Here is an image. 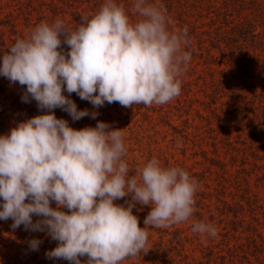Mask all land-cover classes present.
Returning a JSON list of instances; mask_svg holds the SVG:
<instances>
[{"label": "clouds", "instance_id": "9594fccd", "mask_svg": "<svg viewBox=\"0 0 264 264\" xmlns=\"http://www.w3.org/2000/svg\"><path fill=\"white\" fill-rule=\"evenodd\" d=\"M132 11L136 21L116 0H104L77 29L62 20L40 23L2 57L0 75L26 86L23 102L34 99L48 112L0 136V220L11 219L13 230L23 225L46 232L58 242L45 253L48 259L81 264L86 256V264H121L147 253L148 231L132 211L137 203L151 205L145 226L167 228L193 215L199 184L183 167H164L153 157L129 175L121 129L97 122L75 130L53 112L60 108L73 121L99 115L78 110L72 93L94 108L105 102L159 106L179 97L192 59L185 51L188 27L169 30L167 10L149 0H133ZM62 36L67 53L60 50ZM129 195L127 207L114 203ZM192 231L217 236L209 223L193 221ZM41 243L29 241L33 251Z\"/></svg>", "mask_w": 264, "mask_h": 264}, {"label": "rangeland", "instance_id": "374dc122", "mask_svg": "<svg viewBox=\"0 0 264 264\" xmlns=\"http://www.w3.org/2000/svg\"><path fill=\"white\" fill-rule=\"evenodd\" d=\"M5 1L3 0V2ZM244 1L245 5H237L234 17L241 20H244L243 18L250 21L257 20L260 23L261 18L255 13L252 2ZM254 1L262 2L264 5V0ZM204 2L206 4L202 8L197 7L195 17L190 18L191 26L199 27L197 30H207L201 25L207 24L209 17H213V14L207 15L212 11L208 5L219 7L222 0H204ZM173 24H176L175 21ZM33 30L25 29L26 37ZM193 43L189 51L194 55H192L187 71L180 77L182 81L181 94L165 105L151 107L133 105V107L125 108L118 103L108 104L105 102L103 106L94 108L89 101L81 100L76 93H72L70 98L75 102L78 110L88 109L90 113L95 111L99 115L95 119L86 116L73 121L72 117L67 120L69 114L65 115L66 111L60 108L53 110L58 119L68 121L69 126L75 130L89 126L95 127L97 122L110 124L112 130L121 129L127 148V155L124 159L132 170L129 175H136L137 169L142 168L155 157L164 167H183L198 181L199 188L195 195L194 212L186 222L167 228L145 226L144 219L152 210L151 205L138 203L135 205L132 210L133 215L138 217L139 226L146 227L148 231L147 249L149 250L145 254L141 253L138 257H130L122 261L121 264H142L141 260L144 262L143 264H220L222 261L217 258L218 256H224L225 263L229 264L226 261L229 258V253L226 252L225 245L228 243L230 247L236 242L232 240L234 234L232 230L235 229L233 224L237 221L235 219V202L240 201V196L244 193H249L256 195L261 200L259 204L264 207V153H258L256 149L249 146L246 161L243 163L240 152H238L239 154L226 152L222 136L219 135L220 129L217 134L213 133L214 136L217 135L214 140L217 153H214L215 147H212V141L206 131L208 127L214 130L226 124L223 131H227L232 142L244 139L249 145L251 144L250 139H255L247 130L250 127H243L237 120L238 113L242 110L241 107L247 103V99L242 98L241 100V96L220 90L221 81L225 84L224 86L233 90L239 84L237 79L248 80L247 75L236 67V62L229 57H221L217 51H211V54L214 55L211 60L206 59L208 56L206 51L197 48L196 39H193ZM200 54L203 56L202 58L199 57ZM2 57L3 55L0 54V66H2ZM204 79L206 85L203 84ZM211 81H214L213 88ZM252 81L249 80V82ZM17 90L19 93L16 92ZM261 90L259 89V92ZM25 91L26 86L12 83L0 75V136L10 134L11 129L20 122L40 115L37 102L34 99L27 103L22 101L21 97ZM64 94L69 96L66 91ZM232 100L239 104L240 109L237 113L235 112L236 105L233 106ZM212 110H214V114H211ZM47 112L48 110L44 114ZM248 117L251 118L250 113ZM241 121L245 122L244 119ZM195 132L203 133L202 139L196 144L192 142ZM253 133L256 137H264V134L260 135L257 130H254ZM254 144L257 145L255 141ZM236 147L240 148L241 146L236 144ZM205 158L220 160L224 165L223 172H226V176L230 175V184L226 185L228 188L224 195L220 188L223 176L220 166L211 167ZM203 175L204 177H202ZM243 178L248 184L242 181ZM234 181H238V183L234 184ZM130 201L131 195L114 203L127 207V203ZM221 201L227 202L232 208L229 210L223 208ZM2 203V198H0V204ZM240 203L244 205V211L240 213L238 219L245 221V227L247 225L256 226L264 243L262 209L251 211L244 201H240ZM51 206L55 208V202H52ZM62 210L68 211L67 209ZM254 218L257 222L254 221ZM37 219L40 217L33 216V222ZM193 221L214 225L217 228V236L215 238L206 235L202 237L193 232ZM12 223L11 219L0 220V264H71L67 260L46 258L45 253L54 249L58 244L46 232L26 231L23 225L13 230ZM226 231L228 236L225 237ZM246 234L245 230L244 235H240L243 238L242 243L245 242ZM33 238L42 241L36 251H33L29 245V241ZM256 240L260 244V239ZM211 250L213 251L212 255ZM261 250L264 256V249ZM249 258L254 263L253 257ZM80 260L81 264H86L87 257H80Z\"/></svg>", "mask_w": 264, "mask_h": 264}, {"label": "trees", "instance_id": "16d2710c", "mask_svg": "<svg viewBox=\"0 0 264 264\" xmlns=\"http://www.w3.org/2000/svg\"><path fill=\"white\" fill-rule=\"evenodd\" d=\"M116 2L125 8L126 13L129 14L133 21L139 19L138 15L132 11L133 0H116ZM250 2L253 4L252 7L254 6L255 13L261 18L260 23L257 20L250 21L245 18L241 20L238 17H234L237 12V5L244 4V0H222L219 7L208 5L212 11L207 15L213 14V17L210 16L209 22L201 25V27H206L207 30H197L199 27L191 26L190 18L195 17L197 7L202 8L206 4L204 0H149V3L163 5L167 10V15L172 21L168 26L169 30L188 27L189 44L186 46V51H189L194 44L193 39H196L197 48L206 51L208 55L206 59L211 60L214 57L211 51H217L221 57H229L232 61L236 62V67L247 75L248 80L236 78L239 84L233 90L224 86L225 84L221 81L220 90L221 92H230L233 95L241 96V100L242 98L247 99V103L241 107L242 110L240 112L239 104L235 100V103L233 100L232 102L233 106L236 105L235 112H239L237 118L240 121L239 124H242L243 127L249 126L250 128L247 130L255 139H250L251 144L249 145L246 144V140L244 139L243 141L232 142L227 131H223L226 124L214 130L210 127L206 130L209 133V139L212 141V147H215L214 153H217L214 142L217 135H214L220 129L219 135L222 136L226 152L228 154H239L238 152H240L243 163L246 161V153L249 150V146L256 149L258 153H264V137H256L253 133L254 130H257L260 135L264 134V5H262V2L254 0H250ZM103 3L104 0H6L5 2L0 0V54L4 55L18 39L27 38L24 34L25 29H34L43 22L52 24L57 20H62L69 30H75L82 23V17L91 19L100 10ZM174 21L176 24H173ZM61 40L62 45L60 50L67 53L70 51V47L63 43V36ZM199 57L202 58L203 56L200 54ZM255 73L256 75H254ZM250 79L253 81L249 82ZM205 81L204 79L203 84L206 85ZM16 83L20 85L18 82ZM210 83L213 84L211 85L213 88L214 81ZM259 89L262 90L259 92ZM16 92L19 93V90ZM29 101L32 102V99L29 98ZM45 111L46 109H38L40 115L44 114ZM249 113L251 114V118L248 117ZM66 114L68 113L65 112ZM211 114H214V110H212ZM70 118L71 116L69 115L67 120ZM242 119L245 122H242ZM208 125L210 124L208 123ZM213 133L215 134L213 135ZM202 135L203 133L195 132L192 142L195 144L199 143ZM254 141L257 145L254 144ZM236 144H239L241 147L237 148ZM205 160H207L211 167L220 166L223 174L220 188L224 195L226 188H228L226 185L230 182V175L226 176V172H223L224 165L220 160L212 158H205ZM243 179L242 181L248 184L245 178ZM236 183L238 181H234V184ZM240 199V201L245 202L249 210L262 209L264 215V207L259 204L261 200L256 195L244 193L240 196ZM240 201L234 204L236 209L235 219L237 221L233 224L235 229L232 230L234 231L232 240L236 242L230 247L228 243L225 245L227 248L226 252L229 253V258L226 261L229 264H236L237 262L240 264H264V256L261 250L264 249L262 235L258 232L259 230L256 226L247 225L245 227V221L238 219L240 213L244 211V205ZM221 203L225 209L229 210L232 208L227 202L221 201ZM254 221L257 222L255 218ZM257 225L260 224L257 223ZM245 230L247 234L245 242L242 243L243 238L240 235H244ZM226 236H228L227 231L225 232ZM257 238L260 239V244L257 242ZM212 253L213 251L211 250V255ZM249 257H253L254 263ZM217 258L222 261L220 264H227L225 263L224 256H218ZM140 263L143 264L144 262L141 260Z\"/></svg>", "mask_w": 264, "mask_h": 264}]
</instances>
